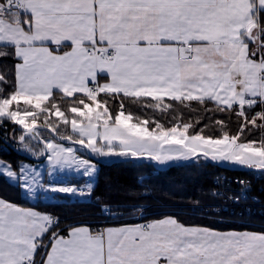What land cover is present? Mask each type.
Returning a JSON list of instances; mask_svg holds the SVG:
<instances>
[{
    "label": "snow or ice",
    "instance_id": "snow-or-ice-1",
    "mask_svg": "<svg viewBox=\"0 0 264 264\" xmlns=\"http://www.w3.org/2000/svg\"><path fill=\"white\" fill-rule=\"evenodd\" d=\"M0 130V152L25 158L0 160L16 197L0 194V264H264L251 180L168 207L147 172L210 161L264 181V0H0ZM113 161L138 175L97 199L100 219L39 207L90 199Z\"/></svg>",
    "mask_w": 264,
    "mask_h": 264
},
{
    "label": "trees",
    "instance_id": "trees-1",
    "mask_svg": "<svg viewBox=\"0 0 264 264\" xmlns=\"http://www.w3.org/2000/svg\"><path fill=\"white\" fill-rule=\"evenodd\" d=\"M126 107L130 108L134 116H139L140 118H156L161 120V122H166L171 119V113L167 116H161L157 114L153 117L151 111H141L140 108L131 103L126 102ZM196 108V105H193ZM182 116L185 121L191 120L195 122L197 119H203V123L200 127H204L205 124L208 127L205 129L206 135H213L214 137L221 134L220 129L215 125V120L220 119L219 116H214L212 113L205 114L202 110L192 112L190 110H183ZM209 116H212L211 121ZM223 119H227L224 117ZM9 133L11 132V125H9ZM199 130V129H197ZM227 130L232 133L236 130V124L234 118L232 121L228 122ZM0 135H2V130H0ZM260 134L256 133L258 137ZM0 159L4 161H20L25 159L16 151H9L7 153L0 152ZM151 173L152 182L157 187L156 195L160 197L157 203L165 204L168 207H172L173 204L179 205L180 195L182 190L187 191H199L200 189H208L214 184V177L216 175H241L247 176L249 172L241 167H233L228 165L215 164L213 162H207L199 166H188V167H171L162 168L159 170H147ZM147 174V173H146ZM138 173L128 165H124L119 161H113L104 165L101 169L98 179L95 182L94 193L91 198L80 199V198H64L59 201H52L49 205H40L43 208L45 206L54 208L55 213L60 217L61 224H75L81 221H92L100 219L97 199L100 197L107 198L108 195L115 190L118 185H124L132 183ZM83 183L81 179L79 181ZM264 184V181L260 180ZM257 192V191H256ZM176 195L173 197L172 194ZM0 194H6L10 198L15 199V190L13 187L9 186L2 178H0ZM261 199L264 201V195ZM178 210V209H177ZM246 220L250 225H259L261 222V217L258 212H254L251 215L245 213L242 218ZM207 222V221H204Z\"/></svg>",
    "mask_w": 264,
    "mask_h": 264
},
{
    "label": "built area",
    "instance_id": "built-area-1",
    "mask_svg": "<svg viewBox=\"0 0 264 264\" xmlns=\"http://www.w3.org/2000/svg\"><path fill=\"white\" fill-rule=\"evenodd\" d=\"M237 177H240V178H243V179H249L251 180L252 184H253V187H254V194L256 195H261V188L264 187V184L262 182H260L259 179L251 176L250 174H248L247 176H241V175H229V174H224V175H216L214 177V181L217 179V178H220V179H224V178H227L228 181H231ZM213 181V182H214ZM231 187L233 189H235L237 186L235 184H232ZM257 191V192H256ZM251 195V194H250ZM262 200V199H261ZM263 201V200H262ZM248 207L251 208V213H254V212H258L260 213V204L258 203H253L252 201H248ZM247 214V212H246Z\"/></svg>",
    "mask_w": 264,
    "mask_h": 264
},
{
    "label": "rangeland",
    "instance_id": "rangeland-1",
    "mask_svg": "<svg viewBox=\"0 0 264 264\" xmlns=\"http://www.w3.org/2000/svg\"><path fill=\"white\" fill-rule=\"evenodd\" d=\"M1 160V159H0ZM26 162H28V161H26ZM224 165V164H223ZM225 165H228V166H231V165H229V164H225ZM233 167H239V166H233ZM77 198H79V197H77ZM81 199V198H80ZM87 199V198H86Z\"/></svg>",
    "mask_w": 264,
    "mask_h": 264
},
{
    "label": "water",
    "instance_id": "water-1",
    "mask_svg": "<svg viewBox=\"0 0 264 264\" xmlns=\"http://www.w3.org/2000/svg\"><path fill=\"white\" fill-rule=\"evenodd\" d=\"M18 154H20V153H18ZM21 155V154H20ZM21 156H23V155H21Z\"/></svg>",
    "mask_w": 264,
    "mask_h": 264
}]
</instances>
